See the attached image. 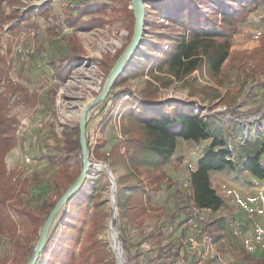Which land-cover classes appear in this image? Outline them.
<instances>
[{"label":"rangeland","instance_id":"374dc122","mask_svg":"<svg viewBox=\"0 0 264 264\" xmlns=\"http://www.w3.org/2000/svg\"><path fill=\"white\" fill-rule=\"evenodd\" d=\"M82 1L88 4L84 19L102 18L103 22L95 23L91 29L76 31L64 24V18L67 11L84 6H79ZM222 1L213 0L212 4L218 6ZM143 3L145 19L147 16L150 24L159 22L167 25V20L162 18L150 0H143ZM169 3L172 4V1L169 0ZM48 4L52 6V12L45 18L42 10ZM232 6L226 7V10L230 11ZM131 8V0H20L17 4L6 5L7 13L20 11L22 14L19 19L9 20L0 26V94L9 84L5 79L9 70V78L17 84L10 90L4 107L5 115L15 127V142L5 159L6 174L0 180V190H17V185L19 190L21 183L29 180L28 189L22 196L23 203L17 202V192L9 201L14 205H10L8 210L10 220L16 224L14 236L21 239L26 249L24 253L19 252L13 245L15 240L10 242L9 233L1 236L0 259L7 258L8 264H28L42 222L35 228L28 219L21 220L18 212L24 208L37 211L36 207L53 195V177L62 167L63 160L60 158L66 156L62 151L65 147L64 132L67 129L72 132L76 130L85 106L103 91L111 70L130 44L134 30L133 17L129 13L133 11ZM202 10L211 14L210 8L202 7ZM52 25L59 26L61 37L77 36L83 49L77 54L80 60L71 63L72 74L65 81L57 78L49 60L56 58L60 52L68 55L69 49L62 38L52 40L48 37L47 28ZM155 32L167 30L152 25L146 27L143 46L140 45L121 72L124 80L113 89L117 95L105 100L104 105L89 114L87 137L90 135V146L93 148L98 139H107L103 152L108 153L117 142H125L127 136L120 132V125L127 103L131 104L130 109L133 110H138L144 103L153 104L149 109H157V112L164 109L170 114L173 108L168 102L171 100L180 103L175 107L194 109L206 118H213L214 127L227 140L235 158L245 142L254 139L264 142V69L251 73V68L250 73L248 70L244 72L240 60L236 59L225 65L218 79H212L206 71H196L186 79L175 80L169 85L158 82L152 76L158 73L151 66L160 60L170 43L153 38ZM263 37L264 6L238 26L232 50L250 54L262 45ZM158 42L160 47L155 52L149 45ZM259 59L249 60L251 67ZM262 65L264 67V63ZM151 71L155 72L151 75ZM159 76L164 78L165 75ZM149 90L154 97L142 102ZM211 96L219 97L211 101ZM179 130L180 127L171 128L172 132ZM209 144L208 140L196 143L179 139L177 152L167 165L158 169L144 166L139 171L122 160L113 165L109 159H97L89 153L92 164L85 185L101 203L102 214L97 217L102 220V226L97 233L90 227V220L95 219L94 204H91L86 211L87 221L81 233L85 240L81 243V236L76 250L79 251L80 243L90 246L97 239V254L104 257L97 264H117L114 249L116 236L110 227L115 206L118 227L114 222V228L119 235L121 264H139L133 256L134 251L123 247L121 233L136 245L138 240L163 232L162 245L171 242L177 249L178 238L182 235L179 224L193 206L187 199L191 194L189 169L196 166ZM79 153L66 159L70 173L82 166V155L80 157ZM27 156L30 157L29 162ZM51 157L55 158V163ZM262 162L264 164V154ZM246 164L247 161L241 159L237 162L236 170L226 169L211 175L212 186L224 200V206L218 211L206 210L202 213L217 252L215 257L207 258L206 264H264V240L257 243L254 239L255 229L264 230V180L247 173ZM169 171L175 178L167 174ZM109 172L113 174V179ZM162 174H166V177L160 179L161 189L153 190L160 184L157 177ZM152 180L154 186H150L149 193L151 204L145 214L140 217L132 215L131 218L124 207L126 198L132 193L130 186L140 185V182L149 185ZM113 183L116 185L114 194ZM119 201L122 209L117 205ZM71 214L77 217L80 214L73 203L55 219L37 264H63L60 243H63L61 238L65 240L73 234L70 224L74 219H71ZM180 244L185 259L180 264H190L193 254H190L189 245L185 240ZM95 257H91V261ZM141 264H157V261L153 255L146 254Z\"/></svg>","mask_w":264,"mask_h":264},{"label":"trees","instance_id":"16d2710c","mask_svg":"<svg viewBox=\"0 0 264 264\" xmlns=\"http://www.w3.org/2000/svg\"><path fill=\"white\" fill-rule=\"evenodd\" d=\"M19 1L20 0H0V26L8 23L7 21L9 20L19 19L21 17L22 12L20 11H12L10 13L6 11V5L11 6L17 4ZM150 1L152 6L158 9L162 18L167 20V25L159 24V22L150 24L151 22L146 16L144 35L146 34V27L148 25L161 27L167 30V32H155L153 38L161 39V42L168 41L170 43L169 48L164 51L160 60L151 66V69H155L158 75H152V72L155 71H151L150 74L158 82L168 83L169 85V83L171 84L175 80L182 81L186 79L196 71H206L212 79H218L225 65L231 60L233 61L236 59L240 60V67L244 72L248 70V73H250L249 71L251 68L253 69L251 73L259 69H264L262 65L264 63V37L262 45L250 54L232 50L233 37L238 30V26L245 23L250 14L257 12L259 8L263 7L264 0H223L220 3L218 2V6L212 4L213 0H171L172 4L169 3L171 6L168 4L169 0ZM82 4H84V6L67 11L64 18V24L76 31L88 30L91 29L95 23L103 22L102 18L85 20L84 17L88 11V4L82 1L79 3V6ZM229 6H232V8L230 11H227L226 7ZM202 7L210 8L211 14L205 13ZM51 12L52 6L48 4L42 10V15L48 18ZM129 13L133 17L132 24L135 25L134 12L131 11ZM58 30L59 26L56 25L47 28L48 37L52 40L62 38L69 49V53L68 55H64V53L60 52L56 58H52L49 61H51L50 65L57 78L61 81H65L72 74L71 63L80 60L77 54L80 51L82 52L83 49H81L77 36L73 35L64 38L61 37L60 31ZM143 41L144 40L141 42V46H143ZM159 44V42L158 44H150L149 47L151 46L153 51L158 52L160 47ZM257 57L260 58L258 60L259 62H255L256 65H252L251 67L249 60H254ZM1 61L6 65L4 60ZM9 71L5 75V79L9 84L5 92L0 94V180L3 179L6 174L5 159L12 150L15 142V127L13 121L7 118L4 113L7 96L11 93V89L17 85L9 78ZM160 74H164V78L159 76ZM122 80H124V76L120 75L115 81L106 101L114 97V95H117L113 89H115ZM152 93L153 92L149 90V93L144 94V100L142 102L152 99L154 97ZM218 97L211 96L209 99L213 101ZM105 102L99 104L94 110L104 105ZM168 104L173 108L170 114L166 113L164 109L162 112H157V109H149V107H153V104L144 103L138 110H133L130 109L131 104L127 103L122 115L123 123L120 125V132L127 136L125 142H117L112 146L110 152L105 153L103 149L107 145V139H98L95 146L92 148L89 142L90 135H88L87 144L89 153L97 159H109L113 165H117L118 161L122 160L135 171H139L144 166H152L154 169H158L167 165L173 159L177 152L179 139L196 143L208 140L210 144L204 155L199 159L195 167L189 169L191 194L187 196V199L191 201L194 206L203 210L218 211L224 206V200L212 186L211 175L213 172H220L226 169L234 171L237 169L238 160L245 159L247 161L245 171L251 173L252 176L257 179L264 180V164L262 162L264 142L262 140L254 139L245 142L235 158L227 140L223 138L220 132L214 127L213 118H206L202 116L199 111L194 109L175 107L180 104L175 100H171ZM106 127L107 126L103 128V132H105ZM173 127H180V130L172 132L171 128ZM63 137L65 147L62 151H64L66 156L60 158L61 161L63 160L61 162L62 167H59L57 173L53 177L55 183L53 195L48 196L38 205L35 209L37 211L24 208L23 211L18 212V216L21 220L24 221L28 219V221L33 223L35 228L42 222V229L48 215L53 210L58 200L69 186L76 181L82 171V166H80L76 172L70 173L69 163L66 162V159L72 155L74 156L76 152H80L79 155L81 157L79 125L73 132L67 129ZM51 159L52 162L55 163V158L51 157ZM162 176L166 177V174L157 177L159 182L160 179L163 178ZM152 183L153 180L152 182L150 181L149 185L140 182V185L130 186L132 193L126 198L124 207L125 212H128L131 218L132 215L133 217H140L146 213L152 201V197L149 194L150 186H154ZM28 185L29 180H25L21 183L19 190L18 185L17 190L16 188L8 191L5 190V193L1 191L2 189L0 190V237L9 233L10 242L12 243V241L15 240L13 245H15V248L19 249L18 251H21V253H24L26 247H24V243L21 239H16L14 236L16 224L14 221L10 220L8 210L11 206H14L10 204L9 201L13 200L16 192L17 202L20 204L23 203L22 196L26 193ZM161 185L162 183L160 182L153 190H160ZM86 188H89L88 185L82 187V189L69 200L65 207L67 208L73 203L79 209L80 214L78 217L71 214V219H74L70 224L73 234L69 235L65 240L61 238L63 241V243H60L62 246L61 256L63 258V264H97V262H102L104 259L103 256L99 257L97 254L99 252L97 239H94L90 246L85 245V243L81 245L85 240L81 233L85 227L84 223L87 221L85 218L86 211L91 204H94L95 219L90 220V227L93 229L90 228L88 231L90 232L92 229L94 233H97L102 226V220L100 217H97L102 214L101 203L98 201L97 197L95 198L93 193L89 192ZM117 205L119 208H123V205H120V201ZM43 217L45 219H42ZM83 217L85 219H83ZM116 224L117 222L115 219V225ZM40 232L38 235H40ZM185 235V232H183L178 240L182 242L181 240ZM81 236V246L79 245L80 248L79 251H77L76 246ZM93 236H91L90 239H92ZM121 237L123 240V247L125 246L134 251L133 256L135 257V261L139 264H141V259L142 257L144 258L146 254L153 255L157 264H179L185 261L182 256V250L180 249L182 248L180 242L177 249L174 248L175 244L173 243V245L171 242L165 246L162 245L163 232H160L159 235L151 234L144 240H138L136 245L127 240L122 233ZM144 241H148L151 245V249L147 252L140 249V245ZM104 249L105 247L100 251ZM93 256H96L95 260L91 261V257ZM0 264H8L7 258L0 259ZM208 264H213V262H209Z\"/></svg>","mask_w":264,"mask_h":264},{"label":"water","instance_id":"95a60500","mask_svg":"<svg viewBox=\"0 0 264 264\" xmlns=\"http://www.w3.org/2000/svg\"><path fill=\"white\" fill-rule=\"evenodd\" d=\"M131 4L133 7L131 9L133 10L135 17V25H134L133 36L130 41V44L126 47L122 55L117 60L115 66L111 70L103 91L85 106L80 117L79 127H80V144H81V155H82L81 174L78 176L76 181L69 186V188L58 200L53 210L48 215L41 229L37 244L32 252L28 264H37L40 255L44 250V247L48 240L49 233L54 225L55 219L57 218L58 214L66 207L69 200H71L82 189V187L85 186V183L89 175L90 166L92 164L89 159V150L87 144V123H88L89 114L95 107H97L99 104H101L107 99L116 79L121 74V72L128 66L133 55L140 48L144 36L145 6L143 0H131ZM104 167L106 168V166ZM109 173H110V178L113 179V174L111 172ZM115 191H116V185L113 183V194L115 193ZM116 213H117V207L115 206L113 208V217L110 222V227L112 231H114L116 236L114 249L117 258V264H121L119 235L114 228Z\"/></svg>","mask_w":264,"mask_h":264},{"label":"built area","instance_id":"2783aa9c","mask_svg":"<svg viewBox=\"0 0 264 264\" xmlns=\"http://www.w3.org/2000/svg\"><path fill=\"white\" fill-rule=\"evenodd\" d=\"M26 160L29 162L30 157L27 156ZM204 211L206 210L197 208L193 205L179 224L182 233L185 232L186 234L181 241L182 243L184 240L185 242L187 241L191 250L190 254H193L190 264H206L207 258L215 257L217 253L212 240V234L207 230V226H205L204 223L205 218L202 214ZM254 239L257 243L264 240V230L262 228L255 229ZM140 249L147 252L151 249V245L148 241H144L141 243Z\"/></svg>","mask_w":264,"mask_h":264},{"label":"crops","instance_id":"0c3cea01","mask_svg":"<svg viewBox=\"0 0 264 264\" xmlns=\"http://www.w3.org/2000/svg\"><path fill=\"white\" fill-rule=\"evenodd\" d=\"M170 170H171V169H170ZM215 173H221V171H220V172H213L212 174H215ZM167 174H168L170 177L175 178V175H173V174L171 173V171L167 172ZM188 177H189V176H188Z\"/></svg>","mask_w":264,"mask_h":264},{"label":"bare ground","instance_id":"6f19581e","mask_svg":"<svg viewBox=\"0 0 264 264\" xmlns=\"http://www.w3.org/2000/svg\"><path fill=\"white\" fill-rule=\"evenodd\" d=\"M120 254H121V251H120ZM121 258H122V255H121Z\"/></svg>","mask_w":264,"mask_h":264}]
</instances>
